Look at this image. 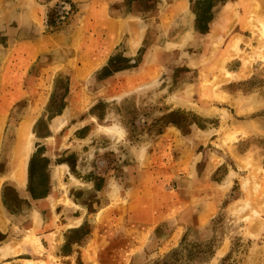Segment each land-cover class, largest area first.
<instances>
[{
    "label": "rangeland",
    "instance_id": "obj_1",
    "mask_svg": "<svg viewBox=\"0 0 264 264\" xmlns=\"http://www.w3.org/2000/svg\"><path fill=\"white\" fill-rule=\"evenodd\" d=\"M174 2L0 0V222L34 264H264V0ZM11 174H59L51 237Z\"/></svg>",
    "mask_w": 264,
    "mask_h": 264
},
{
    "label": "crops",
    "instance_id": "obj_2",
    "mask_svg": "<svg viewBox=\"0 0 264 264\" xmlns=\"http://www.w3.org/2000/svg\"><path fill=\"white\" fill-rule=\"evenodd\" d=\"M115 1V0H114ZM178 4H180V7L185 5V0H177ZM178 4L174 2V6L178 7ZM182 14H188L190 13L189 8L182 7L181 8ZM173 14L171 17L177 18L179 17V13L171 12ZM137 23H140L141 17L136 16L135 17ZM139 19V20H138ZM111 21V20H110ZM121 21V20H120ZM192 28V27H191ZM111 32H106V34H110ZM127 30L122 29L121 31L117 32L116 34L113 35V39L116 41L120 35L126 34ZM138 33V32H137ZM143 33V30H140L139 35L141 36ZM140 38V37H139ZM138 40V39H137ZM115 45V44H114ZM119 44L117 43L114 48H108L106 47L103 50V57L105 58V61L110 59L111 55L114 53V51H117L116 46ZM112 47V46H111ZM136 46L130 47L129 55H132L134 51L137 49L135 48ZM97 56V55H96ZM100 56V55H98ZM99 58V57H98ZM97 61V58L95 59V63ZM58 120L56 122L52 123V126L56 129H58L59 126H57ZM13 178L12 182V188L15 190L16 194L19 197H24L28 199V203L30 205H35L37 206L36 208H31L33 209L30 211L29 214V223L24 227V231H20L21 233L25 234V236H33L37 239V242H41L43 236L46 237H51L52 234L54 233L53 229L55 227L54 220L51 217V214L54 210H56V203L53 202V200H50L51 196L56 195V187L58 186L59 183V174H51V181H50V189L47 191V193L42 196L38 197L36 192L29 188L28 185V179H29V174H20L19 180H16L15 174H11ZM10 183V182H9ZM5 185V184H4ZM3 187V185H2ZM1 197L0 200L5 203V194L4 190L1 189ZM53 198V197H52ZM6 204V203H5ZM35 217L37 221H33L32 219ZM8 216V215H6ZM7 222H0V264H34L35 261H33L34 258H31L30 255L35 251V247L32 244H23L21 245V249L18 252H16L17 248V241L9 240L11 235L15 233L17 230H21L22 226L20 227L11 224V217H8ZM44 234V235H43ZM20 242V241H18ZM34 249V250H33ZM33 251V252H32ZM22 252H26L27 254L23 257H19ZM16 256L17 259L12 260ZM12 258V259H11Z\"/></svg>",
    "mask_w": 264,
    "mask_h": 264
}]
</instances>
